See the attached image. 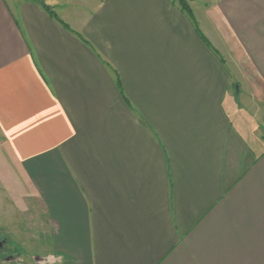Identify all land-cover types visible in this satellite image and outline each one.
<instances>
[{
  "label": "crops",
  "instance_id": "1",
  "mask_svg": "<svg viewBox=\"0 0 264 264\" xmlns=\"http://www.w3.org/2000/svg\"><path fill=\"white\" fill-rule=\"evenodd\" d=\"M0 0V264H264V0Z\"/></svg>",
  "mask_w": 264,
  "mask_h": 264
},
{
  "label": "trees",
  "instance_id": "2",
  "mask_svg": "<svg viewBox=\"0 0 264 264\" xmlns=\"http://www.w3.org/2000/svg\"><path fill=\"white\" fill-rule=\"evenodd\" d=\"M179 1V4H180V6H181V8H182V10H186V12H188L189 13V8H188V6H187V3H186V0H178Z\"/></svg>",
  "mask_w": 264,
  "mask_h": 264
}]
</instances>
